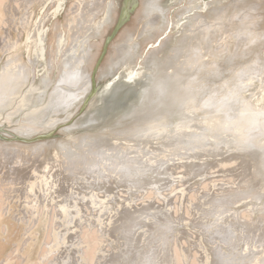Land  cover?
I'll return each instance as SVG.
<instances>
[{
	"label": "bare ground",
	"instance_id": "6f19581e",
	"mask_svg": "<svg viewBox=\"0 0 264 264\" xmlns=\"http://www.w3.org/2000/svg\"><path fill=\"white\" fill-rule=\"evenodd\" d=\"M178 1L154 0L132 46H113L68 140L0 143V264H264V0L206 16L189 0L144 79L119 73ZM116 2L0 0V127L33 137L75 114ZM61 13L46 83V22Z\"/></svg>",
	"mask_w": 264,
	"mask_h": 264
},
{
	"label": "rangeland",
	"instance_id": "374dc122",
	"mask_svg": "<svg viewBox=\"0 0 264 264\" xmlns=\"http://www.w3.org/2000/svg\"><path fill=\"white\" fill-rule=\"evenodd\" d=\"M75 1L76 0H68L67 7L69 5H72ZM124 1L125 0H117V2L115 3L116 7L114 6V8H112L110 11V21L106 23L107 25L105 24L104 26H102L101 28L102 30H100L99 35L91 40V46L93 47L92 52L95 56L94 57L95 64L91 70L92 72L91 77L93 84L88 96L85 98L84 102L80 105V107L75 112V114H73L67 121L53 126L50 129L51 131L49 130L46 133L37 134L34 135L33 137H25L20 133H18L17 131H14L15 127H9V125L3 124V126L0 127V135L2 136V138H0V143L11 146H19V148L22 147V150L31 149L34 145H44V146L46 145V147H49V149L53 151L55 147H58L60 143H62L61 141L64 142L69 139L68 137L71 134L70 133L67 134V132H65L63 129L70 127L77 119L81 118L84 115L85 109L88 106L87 104H89V101H91L90 96L92 94L93 88L94 86L98 87V84L96 83L95 79L97 73H99V68L104 67V64L108 59V56L110 55L109 52L113 50V46L118 44L119 42L123 44L124 48L129 49L132 46V44L138 39V36L140 35L141 32L140 31L141 28L151 20V18L148 17V13H150V9L153 7L154 0H148L145 3V5L143 4L145 0H129L128 2L127 1L124 2ZM190 1H195V4H198L197 6L198 8L194 10L196 13L206 16V14L207 15L209 14V10L215 8L221 9L230 6L235 0H190ZM188 3L189 0H180L177 3L168 7L166 13L164 14V20H162L160 23L163 24L162 30L156 33L155 37L152 40L142 43L138 51V54L136 55V58L133 60L132 65L130 66L122 65L118 69L119 73L126 72L127 70L133 68L137 72H140L137 73L138 78L136 77V79L139 78H142V80L144 79L143 75L141 74V68L145 60L152 54L153 51L158 50L159 47L162 45V43L166 41V39H168L172 35L179 36L182 34V30L184 29V27L178 28L179 26L176 27L174 23H175L176 15L184 8H187L189 6ZM191 16L192 14L187 15L186 16L187 19L184 20L183 21L184 23L182 22V24L186 25ZM47 17L50 18V16ZM122 17L125 18L122 20V23L119 25V22ZM153 17H155V15ZM138 18L140 19V22ZM64 21H65V14L61 13V15L57 17V19L51 18L48 19V21L46 22V25L48 27L47 37H46L47 62L49 67H51L47 77L45 78L46 83L54 79V77H56L58 74V67H57L58 59L55 58L50 60V51L54 48L55 46L54 41L56 40L58 35L62 34V37H64V35L67 34L66 33L67 29ZM56 23H57V29L54 26ZM127 28L130 29V32L127 34V37L123 39V41L122 40L120 41L119 39L121 33ZM66 36L67 35H65V37ZM63 46L64 47L61 53L65 51L66 43ZM105 79L106 78H104L100 82L99 85L100 87L105 83ZM263 213H264V208L259 211L260 218L261 216H264ZM17 232H19V229L15 230L14 234H16ZM37 232H38L37 238L38 240H40L44 232L41 229L39 230L37 229ZM36 244L38 243L36 242ZM191 246H192L191 249H193V245Z\"/></svg>",
	"mask_w": 264,
	"mask_h": 264
},
{
	"label": "water",
	"instance_id": "95a60500",
	"mask_svg": "<svg viewBox=\"0 0 264 264\" xmlns=\"http://www.w3.org/2000/svg\"><path fill=\"white\" fill-rule=\"evenodd\" d=\"M114 82H117V83H120V82H122L120 79H116V81H114ZM100 91V89H99V86L97 87V86H94V88H93V91H92V94L91 95H93L94 93H98ZM96 95V94H95ZM0 138H2V136L0 135Z\"/></svg>",
	"mask_w": 264,
	"mask_h": 264
}]
</instances>
